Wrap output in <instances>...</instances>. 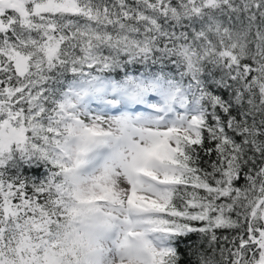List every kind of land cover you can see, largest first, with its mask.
Returning a JSON list of instances; mask_svg holds the SVG:
<instances>
[{"label":"snow or ice","instance_id":"obj_1","mask_svg":"<svg viewBox=\"0 0 264 264\" xmlns=\"http://www.w3.org/2000/svg\"><path fill=\"white\" fill-rule=\"evenodd\" d=\"M0 264H264V0H0Z\"/></svg>","mask_w":264,"mask_h":264},{"label":"trees","instance_id":"obj_2","mask_svg":"<svg viewBox=\"0 0 264 264\" xmlns=\"http://www.w3.org/2000/svg\"><path fill=\"white\" fill-rule=\"evenodd\" d=\"M34 174H37V173H34ZM241 182H243V181H241ZM191 239H196V236L193 235V236L191 237Z\"/></svg>","mask_w":264,"mask_h":264}]
</instances>
